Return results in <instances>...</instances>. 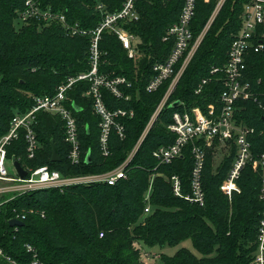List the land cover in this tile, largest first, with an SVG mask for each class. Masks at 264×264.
Segmentation results:
<instances>
[{"label":"trees","instance_id":"16d2710c","mask_svg":"<svg viewBox=\"0 0 264 264\" xmlns=\"http://www.w3.org/2000/svg\"><path fill=\"white\" fill-rule=\"evenodd\" d=\"M42 8L64 13L67 20L94 29L105 13L122 8L123 0H36ZM212 1V2H211ZM198 0L191 23L198 38L213 10L216 0ZM214 1V2H213ZM250 0H227L221 12L204 35L193 59L180 78L167 105L152 125L127 168V179L114 186L105 183L40 190L17 196L0 208V264H30L33 253L44 264H146L140 245L160 249L173 248L191 239L198 257L187 248L175 255H162L163 264H253L258 247V234L264 204L260 199L262 177L248 163L242 171L231 201L220 190L235 157V148L219 166L214 167V153L207 152L202 175L205 192L203 207L185 199L191 195L194 158L191 146L172 164L155 170L153 152L175 142L168 130L177 112L199 107L205 114L220 107L224 89L223 74H212L223 68L228 52L241 28L244 5ZM185 0H138L140 19L123 23L130 33L141 38L143 57L130 59L118 38L104 32L100 42L101 72L126 77L132 84L125 89L129 99H119L103 90L107 107L133 112L122 121L125 138L116 131L110 135V154L104 156L100 145L99 117L94 113L93 100L84 95L90 85L78 82L68 93L69 108L77 120L81 146V162L72 165L68 159L69 144L65 141L64 123L58 115L38 114L35 131L40 149L36 158L28 160L24 132L8 146V159H17L24 166H48L65 176L100 174L120 166L134 149L169 82L157 92H146L153 76L152 66L163 62L174 45L163 41L169 28L178 22ZM105 5L104 13L97 4ZM25 8V0H0V139L10 130L12 118L33 105L32 96L52 95L70 77L90 69L89 37H70L61 24L43 26L36 20L23 24L18 31L15 22ZM18 23V22H17ZM16 23V24H17ZM258 77H263L264 57ZM204 79L209 82L201 93L196 90ZM263 95V96H262ZM258 102L241 103L239 120L255 129L251 137L254 160L264 152V94ZM181 102L183 105H178ZM54 141L59 162H52L51 142ZM90 154V161H86ZM153 181L151 206L153 212L144 217L145 194ZM178 176L182 197L176 196L168 180ZM167 178V179H166ZM32 211V212H31ZM17 213H25L23 226L12 227ZM42 214L44 216H42Z\"/></svg>","mask_w":264,"mask_h":264},{"label":"built area","instance_id":"2783aa9c","mask_svg":"<svg viewBox=\"0 0 264 264\" xmlns=\"http://www.w3.org/2000/svg\"><path fill=\"white\" fill-rule=\"evenodd\" d=\"M137 1L123 0L122 8L119 11L105 13L102 22L96 28L88 29L77 22H69L64 13L49 7L42 8L36 0H25L24 10L18 13L17 22L20 25L32 20L40 22L43 26L57 23L63 26L66 35L70 37L90 38L88 54L90 69L76 77L68 78L56 88L55 93L52 95L32 96V107L24 113L15 114L12 118L9 132L0 139V208L5 202L13 200L17 196L40 190L57 189L63 191L72 186L99 183L114 186L120 181L127 179V168L130 162L136 155L155 120H157V117L167 105L169 97L174 92L178 81L194 57L204 37V30L196 39L191 30V23L195 16L198 0H185L178 22L169 28L163 38L165 42L172 40L174 45L163 62H157L152 66L153 76L146 85V92L155 93L166 82L170 81V84L136 146L120 166L100 174L65 176L57 170L50 169L48 166L32 168L21 164L27 173L24 178H21L14 166V162L20 161L14 158L8 159L7 148L12 141L19 138L21 131H23L27 158L28 160L35 159L40 149L38 136L35 131L38 114L40 112H48L58 115L63 121L65 141L70 146L68 159L72 165H79L81 162V146L78 136V125L71 108H69L71 101L68 93L76 83L81 81L90 85L84 95L92 98L94 113L100 119V145L103 155L108 156L110 154V135L113 131H116L121 139L125 138V127L122 121L126 118H132L134 113L124 109H109L104 102L103 90L110 92L116 98L128 100L129 96L125 93V89L131 88L132 84L126 77L111 76L101 72L102 51L100 42L104 32L112 33L121 42L130 59L137 60L143 57V52L140 48L142 44L141 38L130 33L122 26L123 23L137 22L140 19L136 6ZM224 1L218 0L217 8H221ZM97 10L104 13L105 5L98 3ZM254 55L264 57V0H250L244 5L241 16V28L232 42L228 52L227 63L223 68H214L212 70V74H223L224 89L219 98V109L215 110L211 107L208 114H205L199 107H194L183 113H175L173 123L168 126V130L176 136L175 142L169 146L159 147L153 152V157L157 161V166L155 167V170H157L181 158L184 150L191 146L194 158L191 178L192 193L186 196L185 199L201 207L205 205L202 175L207 152L212 150L215 154V152H220L226 148L232 149L233 146L235 148L234 161L220 190L229 199L235 193H240L238 181L245 166L248 163H252L253 167L258 165L262 177L260 199L264 204V152L257 160H254L251 137L255 134V129L244 124L238 117L243 109L241 103H257L259 96L264 94V75L257 79L255 73V71H260L261 61L259 59L255 60L253 58ZM208 82L207 79H204L197 88L196 94L201 93ZM178 105H183V103L179 102ZM8 162H12L16 171L15 175L9 174L7 169ZM156 176H162V174H153L151 176L149 189L144 199L146 202L144 217L149 216L153 212L151 195L153 192V181ZM168 180L172 184L175 195L182 197V183L179 177L173 176ZM6 194L11 195L6 197ZM42 216L44 215L42 214ZM25 217V213H17L13 219L22 222ZM257 244L258 247L253 264H264V211ZM28 251L33 253V260L30 264H44L37 257V253L31 246H28ZM0 254L2 255V251H0Z\"/></svg>","mask_w":264,"mask_h":264},{"label":"rangeland","instance_id":"374dc122","mask_svg":"<svg viewBox=\"0 0 264 264\" xmlns=\"http://www.w3.org/2000/svg\"><path fill=\"white\" fill-rule=\"evenodd\" d=\"M211 0H205V2H210ZM227 0H225L223 2V5L221 6V8H217V3L218 0H216L215 6H214V10L204 28V35L206 34V32L209 30L210 26L212 25V23L214 22V20L217 18L218 14L221 12L223 6L225 5ZM212 2V1H211ZM214 2V1H213ZM15 22V28L19 31L23 24H19ZM204 38V37H203ZM201 44V43H200ZM193 59V58H192ZM190 64V63H189ZM189 66V65H188ZM187 66V67H188ZM187 69V68H186ZM180 81V80H179ZM178 81V83H179ZM177 83V84H178ZM177 86V85H176ZM203 112V111H202ZM204 113V112H203ZM153 116V115H152ZM159 117V116H158ZM157 117V118H158ZM152 118V117H151ZM151 120V119H150ZM156 121V120H155ZM232 153V149L226 148L221 150L220 152H215L214 154V167H217L220 165V163L228 156H230ZM7 169L9 171L10 175H15L16 171L13 167L12 162H8L7 165ZM254 171H259V167L258 165H254L253 167ZM260 172V171H259ZM240 188V187H239ZM241 191V189H240ZM148 192V191H147ZM11 194H6V197H9ZM229 199V198H228ZM232 199V198H231ZM231 199H229V201H231ZM181 248H187L189 250H191L194 254H196L198 257H200V255L197 253V251L194 249L193 244H192V240L188 239L184 242H182L180 245L173 247V248H165V249H160L159 247H155V248H148L145 246L140 245V249L142 252V260L146 263V264H163L161 261V256L162 255H168V256H173L175 255V253L181 249Z\"/></svg>","mask_w":264,"mask_h":264},{"label":"water","instance_id":"95a60500","mask_svg":"<svg viewBox=\"0 0 264 264\" xmlns=\"http://www.w3.org/2000/svg\"><path fill=\"white\" fill-rule=\"evenodd\" d=\"M51 147H52V162H59L61 158L59 155V151L56 145L54 144V141L51 142ZM86 161L87 162L90 161V154L87 155ZM14 166L21 178H24L27 175L26 171L22 168L20 162L18 161L14 162ZM23 224H24L23 222L18 221V220H14V219L10 220V226L12 227H20V226H23Z\"/></svg>","mask_w":264,"mask_h":264}]
</instances>
